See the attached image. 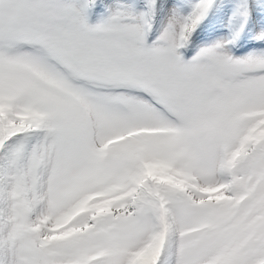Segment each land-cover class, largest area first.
I'll return each mask as SVG.
<instances>
[{"label": "snow or ice", "instance_id": "obj_1", "mask_svg": "<svg viewBox=\"0 0 264 264\" xmlns=\"http://www.w3.org/2000/svg\"><path fill=\"white\" fill-rule=\"evenodd\" d=\"M216 2L0 0V264H264V19L189 56Z\"/></svg>", "mask_w": 264, "mask_h": 264}, {"label": "bare ground", "instance_id": "obj_2", "mask_svg": "<svg viewBox=\"0 0 264 264\" xmlns=\"http://www.w3.org/2000/svg\"><path fill=\"white\" fill-rule=\"evenodd\" d=\"M177 3L191 4L196 0H176ZM237 0H217L216 7L209 13V16L197 29L194 34L195 46H191V50L188 55H194L195 51L200 46L212 44L218 40L230 38L232 33L238 31L242 21L234 16V6ZM102 4H110L112 0H101ZM253 6V19L248 21V26L244 29L243 34L239 40L231 47V52L237 57H241L252 50V47L257 44L253 39V33L258 21L256 18L264 19V0H250ZM190 8L185 7V11H189ZM103 12V10H102ZM168 13L162 11L157 17V27L167 22ZM101 19V14L97 13L93 15V22H97Z\"/></svg>", "mask_w": 264, "mask_h": 264}, {"label": "rangeland", "instance_id": "obj_3", "mask_svg": "<svg viewBox=\"0 0 264 264\" xmlns=\"http://www.w3.org/2000/svg\"><path fill=\"white\" fill-rule=\"evenodd\" d=\"M101 14V13H100Z\"/></svg>", "mask_w": 264, "mask_h": 264}]
</instances>
